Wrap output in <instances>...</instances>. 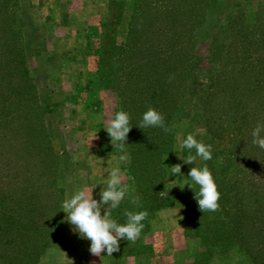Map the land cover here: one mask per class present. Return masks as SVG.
I'll list each match as a JSON object with an SVG mask.
<instances>
[{"label": "rangeland", "instance_id": "obj_1", "mask_svg": "<svg viewBox=\"0 0 264 264\" xmlns=\"http://www.w3.org/2000/svg\"><path fill=\"white\" fill-rule=\"evenodd\" d=\"M155 1L165 8H155ZM12 2L26 68L48 106L45 123L62 151L57 175L64 200L83 187L99 200L113 168L126 173V183L131 180L130 162L119 160L120 142L114 145L104 129L118 102L116 93L104 88L108 60L120 57L112 48L126 47L135 17L137 33L131 47L139 58L148 56L153 42L162 41L160 24L170 22L168 4L176 2ZM185 2L191 7L183 3L173 8L179 10L178 22L186 30L181 41L192 57V72L188 78L182 76L183 99L173 117V151L163 183L172 206L153 208L148 232L134 244L121 240L120 251L107 258L109 264H264V149L253 144L252 136L255 126L264 123V0ZM197 131L198 140L213 146L212 159L197 157L196 164L207 163L219 185L220 207L214 212L199 209L195 198L199 186L188 178L196 165L181 159L195 155L180 143ZM177 163L183 165L182 174L172 176L170 167ZM166 198L158 196L156 204ZM66 215L63 211L61 238L44 252L48 254L43 264H53L52 250L58 243L91 245L73 231ZM96 262L90 259L89 264Z\"/></svg>", "mask_w": 264, "mask_h": 264}, {"label": "trees", "instance_id": "obj_2", "mask_svg": "<svg viewBox=\"0 0 264 264\" xmlns=\"http://www.w3.org/2000/svg\"><path fill=\"white\" fill-rule=\"evenodd\" d=\"M185 1L168 4L170 22L160 24L164 27L159 29L163 32L162 41L153 42L146 57L139 58L131 47L138 23L137 18H132L126 47H113L120 57L107 64L104 88L116 93V112H130L133 126L124 149L130 155L128 184L134 191L112 211V218H121L120 223H125L126 211H147L141 235L148 232L153 208L172 206L167 198L160 205L156 201L168 178L167 159L174 143L173 117L183 99L179 96L182 76L188 78L192 72V57L185 53L181 41V33L186 30L178 22L179 10H173L183 3L191 7ZM9 2L0 0V264H40L44 252L61 238L64 190L57 174L62 151L56 148V140L46 126L48 106L41 101L26 68L16 29V6L12 0ZM139 7L144 5L139 3ZM155 8L165 7L155 1ZM149 107L164 114L171 132L165 133L159 127H138ZM134 197L138 198V205L132 203Z\"/></svg>", "mask_w": 264, "mask_h": 264}, {"label": "clouds", "instance_id": "obj_3", "mask_svg": "<svg viewBox=\"0 0 264 264\" xmlns=\"http://www.w3.org/2000/svg\"><path fill=\"white\" fill-rule=\"evenodd\" d=\"M130 121V112L120 110L115 113L104 128L114 145L118 141L121 142V152L123 153L119 156L121 162H130V155L124 149L128 134L133 127ZM138 127L141 129L159 127L165 133L172 131L165 123L164 114L154 107H149L143 114ZM262 133H264V123H258L252 131L253 144L264 149V135ZM198 134L199 131L189 133L180 143L181 148L188 149L190 153L194 151L195 155L190 154L186 158H180L185 164L195 163L196 165L191 168L188 178L199 186V191H195L199 209L202 212H214L220 207L218 202L222 193L219 191V185L207 163L202 166L196 164L197 157L205 162L212 159L213 146L198 140L196 138ZM177 139L179 140V137ZM182 166L180 163L171 166L172 176L182 174ZM125 181L126 173L120 167H115L108 175L106 187L102 188L99 193L101 197L99 200L94 198V191L83 187L62 203L63 211L67 213L65 220L74 226L73 231L78 232L81 238L91 241L89 250L94 256H101L105 251L107 256H112L114 252L120 251L121 240L130 241L134 244L141 237L145 227L142 222L149 215L147 211H126L127 219L125 223H119L112 218V211L118 208L126 195L134 191V188ZM188 185L193 188L191 183ZM180 187L181 189L184 188V186ZM159 194L161 197L166 198L169 192L165 189ZM132 203L138 205V198L134 197Z\"/></svg>", "mask_w": 264, "mask_h": 264}, {"label": "crops", "instance_id": "obj_4", "mask_svg": "<svg viewBox=\"0 0 264 264\" xmlns=\"http://www.w3.org/2000/svg\"><path fill=\"white\" fill-rule=\"evenodd\" d=\"M62 245V244H61ZM56 244L52 250V255H54V262L53 264H89L90 259L97 260L96 264H109L107 254L104 252L101 254V256H94L90 252V246L89 245H76L66 243L65 246ZM65 247V250H62V248ZM70 247L74 250L73 253H77L74 256L71 255ZM79 249V250H78ZM51 250V249H50ZM78 251V252H76ZM48 252H46L44 255H42L40 262L43 264L45 261V257H47Z\"/></svg>", "mask_w": 264, "mask_h": 264}]
</instances>
